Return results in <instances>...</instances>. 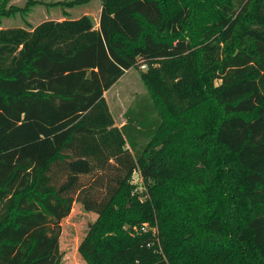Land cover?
<instances>
[{
	"label": "trees",
	"instance_id": "trees-1",
	"mask_svg": "<svg viewBox=\"0 0 264 264\" xmlns=\"http://www.w3.org/2000/svg\"><path fill=\"white\" fill-rule=\"evenodd\" d=\"M43 3L0 0V264H61L76 201L99 215L78 249L89 264H264V0H230L195 41L182 0H102L98 27L66 9L30 26ZM16 15L27 26H2ZM142 65L156 108L203 127L193 139L165 136L163 117L139 154L128 144L105 92ZM177 171L202 190L189 204L173 196Z\"/></svg>",
	"mask_w": 264,
	"mask_h": 264
},
{
	"label": "rangeland",
	"instance_id": "rangeland-1",
	"mask_svg": "<svg viewBox=\"0 0 264 264\" xmlns=\"http://www.w3.org/2000/svg\"><path fill=\"white\" fill-rule=\"evenodd\" d=\"M27 0H10V4L24 6ZM44 3L37 5L27 15L26 20L30 22V26H36L43 21L51 19H63L64 10L68 12V17L78 18L84 14H89L93 17L96 26H99V18L102 8V0H91L85 4L75 6L73 8H63L60 6L50 5L51 2L59 0H43ZM184 3L189 4L193 8V19L191 27L189 28L187 38L196 40L198 34H200V28L205 27L208 22L216 15L220 7L225 3H229L230 0H182ZM25 19L16 15L13 17L3 18V27H23L27 26ZM146 65L140 67L135 66L129 69L125 75L117 82V84L107 91L106 99L113 114L116 125L122 124L123 121L127 122L130 119L129 124L124 128V133L128 144L132 147L136 154H139L151 139L153 132L158 124L162 121L163 117L166 122L165 136H169L172 130L176 127L178 130H184L191 128V139H193V132L196 130L202 131V126H197L196 123L192 125H186L181 121H177L172 118H167L166 111L161 107L156 108L150 95V89L142 78L141 71L146 70ZM209 107H207L208 109ZM212 108V107H211ZM162 114V115H161ZM254 113L243 114L245 117H252ZM190 120H197L202 117L197 114L187 115ZM128 145V146H129ZM165 147L164 144L157 145L155 149ZM167 146V145H166ZM218 159L225 167L232 159L228 158L225 151H216ZM234 161V159H233ZM217 169V168H216ZM214 177V169H212ZM177 171L173 179L174 192L173 196L179 204H189V196L195 198V192H202L201 189L193 186L187 180L182 179ZM207 180L208 177H206ZM130 196L134 197L136 194L142 200L148 198V192L143 180L140 179L139 173L133 174L130 186ZM128 193V192H127ZM128 198V195H127ZM127 209H130L129 198L126 205ZM206 209L203 205L202 211ZM99 215L92 211H87L80 201H76L73 205L72 211L69 216L64 218L61 222L62 233L60 236V247L63 252V259L61 264H89L86 259L79 253V245L86 237L89 227L95 223ZM127 228L132 227L136 232H145L147 230H154L155 228L150 222H143L140 225L132 226L130 223L124 225Z\"/></svg>",
	"mask_w": 264,
	"mask_h": 264
},
{
	"label": "crops",
	"instance_id": "crops-1",
	"mask_svg": "<svg viewBox=\"0 0 264 264\" xmlns=\"http://www.w3.org/2000/svg\"><path fill=\"white\" fill-rule=\"evenodd\" d=\"M123 76H124V75H123ZM123 76H122V77H123ZM122 77H121V78H122ZM121 78H120V79H121ZM120 79H119V80H120ZM116 84H117V83H115L112 87H114ZM112 87H111V88H112ZM111 88H110V89H111ZM110 89H109L108 91H110ZM106 93H107V91L105 92V96H106ZM125 123H126V121H123L122 124H120V125L118 124L117 126H119V127H123Z\"/></svg>",
	"mask_w": 264,
	"mask_h": 264
},
{
	"label": "built area",
	"instance_id": "built-area-1",
	"mask_svg": "<svg viewBox=\"0 0 264 264\" xmlns=\"http://www.w3.org/2000/svg\"><path fill=\"white\" fill-rule=\"evenodd\" d=\"M136 173V172H135Z\"/></svg>",
	"mask_w": 264,
	"mask_h": 264
}]
</instances>
